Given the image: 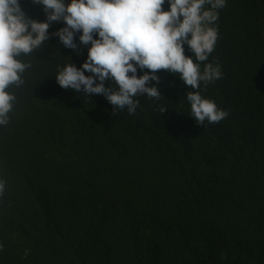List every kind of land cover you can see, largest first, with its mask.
I'll use <instances>...</instances> for the list:
<instances>
[{"label": "trees", "instance_id": "trees-1", "mask_svg": "<svg viewBox=\"0 0 264 264\" xmlns=\"http://www.w3.org/2000/svg\"><path fill=\"white\" fill-rule=\"evenodd\" d=\"M234 1L228 14L247 19L244 27L234 20L221 30L233 26L238 35L221 37L213 65L222 75L208 85L194 90L178 73L159 71V83L150 85L162 97H133V114L126 107L113 111L103 95L81 90L79 99L75 90L57 91L55 80L24 102L21 111L31 101L41 109L31 119H14L0 139V175L35 202L54 188L67 189L73 203L87 198L92 212L75 215L69 235L97 229L54 260L68 264L83 252L82 264H264V0H240L238 8ZM90 47L77 44L61 67L81 68ZM146 71L138 68L137 76ZM105 87L118 90L112 81ZM189 91L213 101L226 118L197 125ZM26 216L0 198V253L13 264H49L40 252L41 229L26 228ZM52 220L43 215L34 222ZM15 230L21 246L12 250Z\"/></svg>", "mask_w": 264, "mask_h": 264}, {"label": "clouds", "instance_id": "clouds-1", "mask_svg": "<svg viewBox=\"0 0 264 264\" xmlns=\"http://www.w3.org/2000/svg\"><path fill=\"white\" fill-rule=\"evenodd\" d=\"M167 2L166 10L163 5ZM47 14V22L26 16L19 0H0V125H10L8 114L16 97L8 89L22 96L24 102L42 89L56 73L54 63L32 66L19 59L36 54L49 39L51 22L63 21L66 25L54 35L66 48L77 49L75 33L79 32L81 44L91 45L87 60L81 68L71 63L63 66L56 76L61 88L85 95H103L113 105V111L125 107L133 114L138 102L133 97L146 94L159 100L162 95L157 86L159 71L178 73L183 83L191 89L221 78L219 66L207 63L203 72L200 63L208 60L218 38L212 25L225 0H32ZM209 5V8H205ZM94 34L98 38H94ZM194 54H184V45ZM79 53V52H77ZM19 58V59H18ZM31 67V68H29ZM145 70L137 76V69ZM85 72L92 75H85ZM41 73V74H40ZM50 74H53L50 76ZM97 80L99 83H97ZM112 81L118 90L105 87ZM95 85V86H94ZM191 115L197 125L205 120L215 124L228 113L218 110L216 104L202 98L199 91H189ZM28 108L37 114L41 107L31 101ZM167 109L160 108V113ZM25 113V118L28 114ZM23 111L16 119L22 121ZM0 181V195L4 192Z\"/></svg>", "mask_w": 264, "mask_h": 264}, {"label": "bare ground", "instance_id": "bare-ground-1", "mask_svg": "<svg viewBox=\"0 0 264 264\" xmlns=\"http://www.w3.org/2000/svg\"><path fill=\"white\" fill-rule=\"evenodd\" d=\"M63 2L67 5L71 2V0H63ZM235 2V1H234ZM20 6L22 11L26 14L27 17L40 21V22H47V14L43 11L42 7L40 5H34L32 3V0H19ZM241 4L240 0L235 2L236 7ZM167 2L163 5V9L166 10ZM209 5H205V8H209ZM230 8V2L229 0L225 3V7L222 8L224 11L223 14H220L222 10H216L218 12V19L215 21V23L212 25L217 29L218 32V38L214 46L213 52L209 55L208 60L205 62H198L195 61L194 54L191 52L189 47L185 44L184 45V54L188 57H192L194 62L200 63V69L201 72H203L204 66L207 63L214 64L216 61H214L215 54L218 50L221 37L226 35L225 33H233L232 36H237V33H234L237 28H233L236 24H240L242 27H244L241 20L244 22L246 21V16H244L242 13L240 14V17L237 16H230L228 14V10ZM237 20V22L234 23V25L229 29V31H226L224 33L221 32L222 29H228L231 25V23ZM66 25L64 22L58 21V22H51L49 27V39L44 42V44L41 46L39 51L31 56H27L25 58L19 59L23 63H28L32 66L47 64V63H54L56 67V73L53 77V81H56V76L58 74V71L66 65L63 64L64 61L61 60L64 58V55L71 51L70 48L64 47V45L60 42L59 37L54 35L57 31L65 27ZM81 33L77 32L75 33L74 43L77 45L80 43L79 36ZM29 67V68H31ZM158 76V73H156ZM208 85V84H206ZM202 84H200V87ZM14 85L10 86L8 91L11 94H14L16 99L13 102V108L9 112L8 117L9 121H13L18 117V115L21 112V109L23 107V99L22 96L19 93H16L14 90ZM57 91L66 90L64 88H61L58 84L55 86ZM67 93L74 94V90L67 89ZM88 96V95H87ZM81 97V93L79 92V99ZM23 116L22 119H25V113L27 112H33L30 108L25 107L23 110ZM31 119V118H28ZM27 119V120H28ZM12 126H8L5 131H9ZM1 132V131H0ZM3 143V141L0 140V145ZM0 181L4 183V192L2 195H0V198L6 201H10V204L13 203L15 205V208L19 212L20 216L23 210H26L27 216L22 220V223H24L25 227L27 228V225L36 226L41 229V232L37 235H40L44 238V242L41 246L40 252L45 251V258L48 259L49 264H61L62 259L54 260L53 257L59 255L62 252L69 251L68 244L74 240H89L90 235L93 231H97V229H94L92 227H87L88 231L85 236L72 238L69 235V232L72 229L71 221L75 215H78L80 217L82 216H88L92 209L88 206L89 200L87 198H84V200H81V202L73 203L71 199H69V194L67 189H49L48 197H43L40 201L35 202L34 200L30 199L28 196V192L20 188V185L18 183H12L9 179V176L7 175H0ZM69 205V206H68ZM68 206V209H64ZM58 208H63V212L60 216L55 217V210ZM43 215H46L50 218H53L52 221H48L46 225H44L41 221L34 222L35 220L41 218ZM7 220V219H6ZM19 228H17L18 230ZM17 230H15L12 233V240L14 239V236L17 234ZM128 234V232H125ZM36 235V236H37ZM129 235V234H128ZM23 234H19L20 238H23ZM130 237V236H129ZM14 241V240H13ZM137 244H133L134 247H136ZM20 244H17L15 241L10 246L12 250L15 248L20 247ZM126 244H121V249H125ZM75 250L69 255L70 257L73 256V254L76 252ZM120 249V250H121ZM114 254L115 252L112 251ZM82 254L83 252H79L78 255L74 257V260L70 261L68 264H82ZM87 256L92 255V252H87ZM10 254H6L4 251L0 253V264H13L14 262H10L9 260ZM2 260H5L4 263H1Z\"/></svg>", "mask_w": 264, "mask_h": 264}, {"label": "rangeland", "instance_id": "rangeland-1", "mask_svg": "<svg viewBox=\"0 0 264 264\" xmlns=\"http://www.w3.org/2000/svg\"><path fill=\"white\" fill-rule=\"evenodd\" d=\"M94 38H98L95 34H94ZM90 46V44H89ZM33 115H35L34 113H28L26 118L23 119L22 121L27 120L28 118H31ZM21 121V122H22ZM9 125H0V139L6 138L8 136V131H5V129L8 127Z\"/></svg>", "mask_w": 264, "mask_h": 264}]
</instances>
